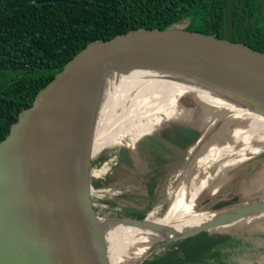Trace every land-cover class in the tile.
I'll return each mask as SVG.
<instances>
[{
    "label": "water",
    "instance_id": "95a60500",
    "mask_svg": "<svg viewBox=\"0 0 264 264\" xmlns=\"http://www.w3.org/2000/svg\"><path fill=\"white\" fill-rule=\"evenodd\" d=\"M149 66L233 76L241 81L233 89L264 102V51L238 39L187 24L152 23L88 41L0 141V264H110L93 222L98 215L90 180L84 194L82 160L106 86L122 70ZM179 132L199 133L185 126ZM231 201L217 206L240 196ZM262 212L264 200L256 197L185 232L158 237L144 257L171 240ZM111 218L158 225L148 217Z\"/></svg>",
    "mask_w": 264,
    "mask_h": 264
},
{
    "label": "trees",
    "instance_id": "16d2710c",
    "mask_svg": "<svg viewBox=\"0 0 264 264\" xmlns=\"http://www.w3.org/2000/svg\"><path fill=\"white\" fill-rule=\"evenodd\" d=\"M260 9L258 0H0V141L9 134L22 110L32 104L37 93L88 41L152 23L187 24L190 27L238 39L264 51V18H260L261 14L260 16L258 14L261 12ZM139 70L181 74L212 89L219 96L241 84V81L233 76L157 66L122 70L119 73ZM235 107L264 119V115ZM158 110L150 107L142 112L144 115ZM138 111L141 110L134 112V115L137 114V129L127 130L129 134H134L135 141L159 126L148 127L154 122L151 120L152 117L145 119ZM130 113L125 112L122 116L115 117L104 141L95 140L93 143L90 141L85 147L100 148L118 138L126 129V125L133 120ZM106 120L105 118L96 124L97 130L101 127L99 124H102V121L104 124ZM179 135L182 136L180 132ZM204 156L202 162L208 164L213 162ZM106 158L104 155L100 162ZM131 158V166L128 165L139 172L140 156L132 155ZM154 158L156 160L157 157ZM91 162L96 164L98 160ZM147 174L152 181L149 184L147 198L130 199L135 200L136 205L147 202L148 213L158 202L155 187L163 173L154 167V171ZM109 181H112V178ZM109 181L106 178L93 180L92 185L97 189H108ZM102 196L99 202L105 204L104 209L114 216L120 215H116L112 210L113 206L118 207L120 211H117L123 215L139 218L148 216L146 213L126 210L123 201L109 191L105 190ZM92 199L96 211L104 214L93 196ZM105 220L107 222L109 218L106 217ZM130 226L133 229L137 225L128 224L120 227V237L109 239L111 248L116 250L126 240ZM212 230L216 231L213 236L209 235ZM218 230L208 229L193 236L171 240L157 246L154 251L134 264H210L212 260L219 259L218 256L222 253L225 255V261L230 260L233 249H227L225 246L234 248V245H231L233 233ZM222 238L224 244L220 246ZM111 256H108L109 260Z\"/></svg>",
    "mask_w": 264,
    "mask_h": 264
},
{
    "label": "bare ground",
    "instance_id": "6f19581e",
    "mask_svg": "<svg viewBox=\"0 0 264 264\" xmlns=\"http://www.w3.org/2000/svg\"><path fill=\"white\" fill-rule=\"evenodd\" d=\"M194 96L199 98H197L198 102L196 104H200L202 109V116L199 115V117L203 121V124H212L214 122L219 124L220 127L223 125L218 134L224 135L227 138L232 137L233 144L226 147L220 146L216 150H210L205 154L208 159L214 162L216 160L213 157L214 155L221 154L218 155L220 157L222 154H226L224 156L225 160L221 162V166L227 164L236 166L251 153H258L260 150L259 142L263 140L264 143V119L248 114L229 104L226 100H221V96L214 93L212 89L204 87L199 82L181 76V74L168 71L139 70L118 73L106 86L100 97L94 111L95 122L97 124L107 118L105 113L110 107L112 112L116 106L122 104V101L129 100L126 105L128 107L124 106L123 113L152 107L167 111L166 121L181 120L194 124L193 120H190L193 110L189 107V104H192L191 101ZM219 99L221 100L220 103ZM223 110H229L231 114L224 116ZM228 124H231L232 129L227 127ZM99 149L85 147L81 167L85 185L84 192L89 189V180L93 171L89 163V153L97 152ZM231 154H235V156L232 157ZM207 164L201 162L194 168L188 167V170H184V177L174 191L167 214L164 217L156 219L158 225L141 226L132 236H130L131 233L129 234L126 240L119 246H123L126 241L127 243L120 250L118 249L120 247H118L117 251L125 255L129 261L133 260L136 262L144 257L145 253L142 252L139 246L145 248V246L143 247L146 243L145 239L151 237H169L208 221L211 218L208 212L195 213L191 211L195 206L196 196L199 191L203 190L210 180L209 173L207 174L205 170L201 177L198 176V171L197 173L194 172L200 166L203 167L205 165L203 168L206 169ZM191 173L194 174L189 177ZM259 197L264 200V186L260 189ZM173 209H177L178 213H175ZM250 218H243L237 222L248 221ZM110 264H118V261L112 260Z\"/></svg>",
    "mask_w": 264,
    "mask_h": 264
},
{
    "label": "rangeland",
    "instance_id": "374dc122",
    "mask_svg": "<svg viewBox=\"0 0 264 264\" xmlns=\"http://www.w3.org/2000/svg\"><path fill=\"white\" fill-rule=\"evenodd\" d=\"M258 1L260 2V6H261V9H260L261 12H259L258 14L259 16L261 14L260 18L263 19L264 18V0H258ZM243 94L244 93H242L241 91L237 89H229L228 91H225L224 95H220L221 96L220 99L226 100L229 104H233L235 106L248 109L254 113L264 115V102L251 99L249 98L250 96L246 98L245 96H243ZM197 98H198L197 96H194L192 101H195L197 103ZM220 99L218 100L219 103L221 102ZM128 102L129 100L122 101L121 102L122 104H120L119 106H116L115 109L112 110V112H111V107L107 109L105 113V115L107 116L106 118L107 120L105 121L104 124H103V121H102V124H99L101 127H99L98 130L96 127L97 126L96 122H95L96 117L94 116V120L92 121L91 127L89 129V133H88V140H87L88 143L90 141H92L93 143L95 140L100 141V142L104 141V137L108 134V131L110 130V127L112 126L115 117L122 116V113L125 109L124 106L128 107L126 106ZM140 112L143 115L142 110ZM230 114L231 113L229 112V110H223L224 116H227ZM136 115L137 114L134 115V112L130 113V117L133 120L131 123H128L126 125V129L118 136V138L113 139V141H116V142H113V141L108 142L105 145L101 146L97 152L89 153L90 154L89 163L93 170L90 176V183H92L93 180L103 179L101 178V176H97L95 174V173H99V170L97 169L102 167V171L103 169H108V172H110L113 170V167L116 164H120L118 153L120 154L121 149H122V152H124L126 147L129 149L135 146L136 141L134 139V134L132 133L129 134V131L127 130L137 129L138 121H137ZM166 116H167L166 111H163L160 109L157 112L155 111V113L151 114V112H147L143 115L145 119L147 117H152L151 120L154 121L150 123L149 124L150 126L148 127L157 126L160 123L165 122ZM217 138L225 139L226 137L224 135L222 136L217 133ZM140 144H148L150 148H160V150L162 151H165V152L168 151L166 148L167 142H166L165 136L163 135L161 137L159 136L157 137V133H155L154 135H151V140L150 138H146L143 141H141ZM228 145L230 144H228L226 141L224 146L226 147ZM262 153H258V155L260 154L262 155ZM104 155H106L107 158L104 161L100 162L101 158H103ZM218 155H221V154L214 155L213 157L216 158V160L214 162H211L210 164H207L206 169L203 168L205 166L204 165L203 167L202 166L198 167V169L195 170L196 172H194V173H197L198 171V176L201 177L205 170L207 174L209 173L210 180L207 182L206 187L203 190L199 191L198 195L196 196L195 206L194 208H192L191 211L195 213L208 212L211 215V218L218 216L220 213L222 214L226 211L232 210L236 205H239L241 203H244V202L253 200L256 197H259L260 189L262 186H264V182L263 183L261 182L262 174H260V171H259L260 166L263 164L262 163L263 160L262 161L261 159L256 160L255 163L253 162L252 166L247 165L250 159L249 156L252 155L251 153L248 156L249 158L247 157L245 160H243L236 166H231L229 164L225 166H221V162L225 160L224 156L226 154H222V156L220 157ZM231 155L232 157L235 156V154H231ZM204 158L205 156L203 154L195 156L194 157L195 163H196L195 167L199 163H201L204 160ZM92 160H98V162L96 164H92L91 162ZM106 162H108V164L105 165ZM124 170H127V169H124ZM103 173H106V171ZM124 173L126 174V176H124L125 180L129 182L130 180L127 178L128 173L126 172ZM194 173H191L189 177H191ZM226 178L227 180H225ZM223 181H225L226 183ZM222 182L225 185H227V187L225 188L220 187V184H222ZM124 186H125L124 188H127V189L136 188V189H133L136 192H146L147 194H149V189H146V187L144 186L142 187L141 183L139 185L138 183L134 184V182H130L129 184L125 183ZM92 187L93 185L91 186L90 188L91 192L89 191V193H91L92 196L95 197L94 194L92 193L93 192ZM87 193L88 191L84 192L85 196H87ZM235 196H240V201L234 202V203H227L226 205H223L220 207L217 206L219 205V203H221V200L232 202L231 199ZM164 197L166 198L167 196H164ZM118 199L122 201H126V199L122 197L121 195L120 197H118ZM123 206L128 207V206H125V204H123ZM100 210L104 211V214H100L99 212H97V215L101 217H107L109 218V220L107 221V223H105V221H100L99 225L96 219H93V222H94V226L96 227V229H98V231H100L101 233L100 237L102 239L103 247L107 255L109 257L110 255H112L111 256L112 258L110 259V261L112 262V260H117L118 264H134L135 261L133 260L129 261V259L125 255L120 254L117 251L118 249L120 250L127 243V241L125 242L123 246L121 247L119 246L120 248L116 250L111 248L108 242L114 237H116L118 235L119 228L124 227L126 224H124L120 219L116 220L114 218H111L114 215L109 213L104 208H100ZM173 210L175 213L176 212L178 213L177 209H173ZM249 217L251 218L248 221H244V222L236 221L237 223H227L226 225H224L223 229L218 230V231L233 233L232 234L233 241L231 245H234V248H236L237 250L232 248V246H229V245L225 246L227 249H233V254L231 256V259L230 260L226 259L225 261V257H224L225 255L222 253L221 255L218 256L220 257L219 259L212 260L210 264H224V263L226 264H250L251 262H252L251 264H264V229L259 230V231L254 230V227L256 228L258 225H261L264 222V212L260 214H255L254 216L251 215ZM151 220H154V219H151ZM156 222L158 221L156 220ZM140 227L141 226L137 225L136 227L132 229V226H130L128 228V230H130L129 234L131 233L130 236H132L135 232H137ZM215 232H216L215 230H212V232H209L210 233L209 235L213 236ZM156 239H157L156 237L145 239V242L147 243L143 245V247L145 246V248H142L141 246H139V248L142 250L143 253L146 254L148 251V248L151 246V244ZM223 240L224 239L222 238L220 246L224 244Z\"/></svg>",
    "mask_w": 264,
    "mask_h": 264
},
{
    "label": "crops",
    "instance_id": "0c3cea01",
    "mask_svg": "<svg viewBox=\"0 0 264 264\" xmlns=\"http://www.w3.org/2000/svg\"><path fill=\"white\" fill-rule=\"evenodd\" d=\"M171 122H174V121H171ZM162 132L164 133H167L169 134V137H170V140H178L184 142V138L179 135V132L177 131V128H176V124L175 123H170V124H167L164 126V129H161V127L157 126L155 128H153L151 131L143 134L142 136H140L139 138V141H138V144H139V147L141 146V149H145L147 151H155L154 154H152L153 156L155 155L157 158L155 161H157L159 164H164L165 165V170H163V176H161V180L159 179L157 181V184H156V189L158 192V194L160 193L161 197H164V196H167L165 198V201H163L164 203H162V199L157 202L156 204V207L154 209H152L150 211V215H149V219H158V218H161V217H164L169 208H170V205H171V202H172V197L174 195V191L175 189L177 188L178 184L180 183V181L183 179L184 177V170H188V167H192L194 168L195 167V155H191L189 154L188 152L187 153H184V152H181L180 150L177 149V154L175 153H172V151H162L160 150V148H150V146H148V144H140L141 141H143L144 139L146 138H150L151 140V135H154L155 133H157V137H161L162 135ZM167 141H169L167 138H166ZM258 143V142H257ZM256 143V144H257ZM259 145H260V150L258 151V153H262V155H258V153H252V155H250V159H249V162L247 163V165H251L253 164V162L255 163L256 160H260L261 161L263 160V164L260 166V174H262V183L264 182V143H263V140H261V142H259ZM131 151L132 150H136V148H131L130 149ZM146 151V155L147 157H151V153L147 152ZM134 156V155H133ZM152 156V157H153ZM248 157V158H249ZM127 161V159H126ZM128 163H126L127 165ZM131 166V165H130ZM128 165V167H125L124 169H127V170H124V169H119L117 172V177H121V184L119 185V188L122 187L124 188V184L125 183H130V182H134L135 183H138L140 185V183L142 184V187H146V189L149 188V184L152 182L151 181V177H149V175L146 173V171H142V169H139V172L135 171L134 169L132 168H129L130 167ZM122 168V167H121ZM128 173L127 175V178L130 180L129 182H127L124 178V176H126V174L124 173ZM150 172V170L148 171ZM227 180V178L225 179ZM124 181V182H122ZM225 182V181H223ZM222 182V184H220V187H227V185H225L224 183ZM226 183V182H225ZM118 185V184H117ZM118 187V186H116ZM93 188V194H94V198L96 199V202H97V205H99L101 208H104L105 204H101L99 202V200L101 201L103 196H102V191L100 189H97L95 188L94 186L92 187ZM133 189H136V188H131V189H127L125 188L124 190V197L126 199V201H123V204H125V206H131V207H134L137 203L135 200H131L130 198L131 197H134L135 199L136 198H139L141 197L142 195L145 194V192H136V191H133ZM155 189V191H156ZM119 192V191H118ZM120 193V192H119ZM147 196V195H146ZM131 201V202H129ZM118 209V207L116 206H113L112 207V210L114 212H116ZM155 211V212H153ZM116 220H118V218H114ZM211 220V218L209 219ZM264 229V222L261 224V225H258L256 228L254 227V230L258 231V230H263ZM253 230V231H254Z\"/></svg>",
    "mask_w": 264,
    "mask_h": 264
},
{
    "label": "flooded vegetation",
    "instance_id": "af4514ba",
    "mask_svg": "<svg viewBox=\"0 0 264 264\" xmlns=\"http://www.w3.org/2000/svg\"><path fill=\"white\" fill-rule=\"evenodd\" d=\"M191 102H192V104L191 105L189 104V107L192 108L193 114H192V118L190 120H193L192 122H194V124L188 123L185 121H181V120H168V121H165L163 123H160L159 127H161V129H164L165 125L170 124V123H175L178 132H179L180 128L185 126V127H191L193 129H195L196 131H198L199 133L182 135L181 138L182 137L184 138L183 139L184 142L182 141V139H181V141L178 140V142H177V140H173V141L170 140L169 134L162 132L161 136L164 135L165 139L167 138L169 140V141L166 140L167 150L169 152L172 151V153H174V151H175V153L177 154V149H178L181 152H184V153L188 152L191 155L197 156V155H202V154L205 155L210 150H216L220 146H224L226 141L228 144H233L232 137H230V138L226 137L225 139L224 138H221V139L217 138V133L222 129L223 125L220 127L219 124L214 123V122L212 124H203V121H201V118L199 117V115L202 116V113H201L202 109L200 107V104H196L195 101H191ZM193 102H194V104H193ZM171 121H174V122H171ZM227 127L232 129L231 124H228ZM139 138L136 140L135 146L133 147V148H136V150L131 151L130 150L131 148H129L128 153L124 154V155H122V153L120 151V154L118 153V156L120 159V164H116L113 167L112 171L108 172V169H107L106 173H102L101 175H99V176H101V178H103V179L106 178V180H108V181L110 180V178H112V181L108 182L111 189L108 187H107L108 189L99 188L102 192H104L106 190V191L111 192L114 196H117V197H120V195L124 196L123 194H124L125 188L123 189L122 187H120V189H119V185L121 184V177L120 176L117 177V175H118L117 171L119 169H124L128 164H130V162L132 160V158H131L132 155H134L136 157L140 156L139 168L142 169V171H146V173L149 170L154 171V167L157 169V171H160L161 173L163 172V170H165L164 164H159L157 161H155V158H154L155 155L154 156L152 155L155 152L154 150L153 151H147L143 148L141 149V146L139 147V144H138ZM240 147H241V145H240ZM146 151L151 153L150 156L151 157L153 156V159H151L150 157L149 158L147 157ZM126 159H127V161H126ZM126 163H128V164L126 165ZM129 168H132V167H129ZM116 186H118V187H116ZM156 191H157V189H156ZM158 192L159 191H157V193ZM146 195H148V194L145 192V194L142 195L141 197L147 198ZM160 197H161V195L159 193L158 194V201H159ZM161 199H162L161 202L164 203L163 201H165V197L164 198L162 197ZM120 201H122V200H120ZM134 207H136L138 209L134 212L146 213L148 215L147 217H149L150 212L147 213V211H149V208H147V202L142 203V205H135ZM117 210H119V209H117ZM119 211L115 212L116 215L131 216V217L139 218L138 216H133V215H123ZM153 212H155V211H153ZM95 219L98 221V225L100 224V221H105V223H107L105 220L106 217L96 216ZM120 235H121V233H119V231H118V235L116 236V238H119Z\"/></svg>",
    "mask_w": 264,
    "mask_h": 264
},
{
    "label": "built area",
    "instance_id": "2783aa9c",
    "mask_svg": "<svg viewBox=\"0 0 264 264\" xmlns=\"http://www.w3.org/2000/svg\"><path fill=\"white\" fill-rule=\"evenodd\" d=\"M106 164H108V162H106L105 165H106ZM103 167H104V166H103ZM97 170H99V173H95V174L99 176V175H101L103 172H105L107 169H103V171H102V167H101V168H99V169H97Z\"/></svg>",
    "mask_w": 264,
    "mask_h": 264
}]
</instances>
